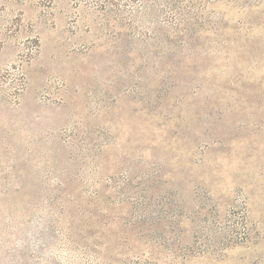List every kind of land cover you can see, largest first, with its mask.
Wrapping results in <instances>:
<instances>
[{
	"label": "rangeland",
	"instance_id": "obj_1",
	"mask_svg": "<svg viewBox=\"0 0 264 264\" xmlns=\"http://www.w3.org/2000/svg\"><path fill=\"white\" fill-rule=\"evenodd\" d=\"M0 264H264V0H0Z\"/></svg>",
	"mask_w": 264,
	"mask_h": 264
}]
</instances>
